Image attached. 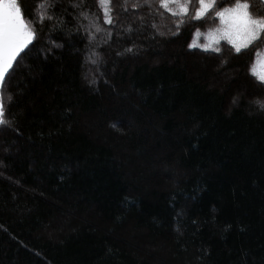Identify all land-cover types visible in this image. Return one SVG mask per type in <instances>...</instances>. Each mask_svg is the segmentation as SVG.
<instances>
[{
	"label": "trees",
	"instance_id": "16d2710c",
	"mask_svg": "<svg viewBox=\"0 0 264 264\" xmlns=\"http://www.w3.org/2000/svg\"><path fill=\"white\" fill-rule=\"evenodd\" d=\"M138 2L108 24L97 0H18L36 36L3 90L0 264H264L258 48H190L197 0L176 35Z\"/></svg>",
	"mask_w": 264,
	"mask_h": 264
},
{
	"label": "snow or ice",
	"instance_id": "6c2138e0",
	"mask_svg": "<svg viewBox=\"0 0 264 264\" xmlns=\"http://www.w3.org/2000/svg\"><path fill=\"white\" fill-rule=\"evenodd\" d=\"M154 0H141V2L133 3V8H140L147 6L152 7ZM159 6L171 13L173 17H178L176 20V35L180 26L185 23L184 17L189 13L188 0H155ZM97 3L104 8V22L108 24H115L116 21L109 13L112 11L110 7H106L111 3V0H97ZM199 7L195 9V15L193 20H199L204 17L209 10L215 11L213 5L215 0H197ZM59 4V0H50L48 7L56 9ZM128 0H123L122 7L124 11H127ZM257 4H264V0H257V3L249 4L248 0H236L231 7H224L219 11H215V15L226 23V27L222 30H217V34L213 35L209 33V39L211 43L218 44L221 39L226 40L232 45V48L237 54L242 52V49H249L250 45L254 42L264 40V11H262ZM171 5V6H170ZM72 8H78L84 6V0H80L79 4L73 3ZM251 7V11H250ZM79 16L85 20L89 19V13L81 11ZM29 17L33 19V23L43 24V14L39 19L32 16L29 13ZM54 14H49L47 19L49 21L54 20ZM62 19V18H61ZM76 19V17H73ZM96 31H100V28L96 25ZM84 31H88L83 25L80 26ZM155 27V25H153ZM197 34H199L197 32ZM91 36V34H89ZM36 33L30 29L24 19V12L18 4V0H0V130L10 127L11 123L7 118L10 115V111L6 110L3 90L7 84L11 81L12 74L16 70L17 58L21 57V53L35 39ZM60 47V45H56ZM189 47H194L190 44ZM208 46H205L207 50ZM129 51L131 49H128ZM219 53L220 48L215 47L213 49ZM257 55H260L257 52ZM22 59V57H21ZM250 71L256 75L255 69ZM258 79L264 83V74L258 75ZM11 96L8 97L9 104L11 102ZM235 103V101H234ZM260 108L264 109V103H260Z\"/></svg>",
	"mask_w": 264,
	"mask_h": 264
},
{
	"label": "rangeland",
	"instance_id": "374dc122",
	"mask_svg": "<svg viewBox=\"0 0 264 264\" xmlns=\"http://www.w3.org/2000/svg\"><path fill=\"white\" fill-rule=\"evenodd\" d=\"M258 5V4H257ZM215 11H219L221 9H218L216 4L213 6ZM215 11L213 10H209L208 13H206L207 16H209L206 20L209 22V23H213L208 29L209 30H212V34L215 35L217 34V30H222L224 29L227 25L226 23L222 22L221 19L219 17H217L215 15ZM250 11H251V8H250ZM226 40L224 39H221L219 41L218 44H214V43H211L210 39H209V33H204V34H201L200 36V42L196 43L193 48H199V46H210L211 49L215 48V47H221L223 46L221 43L224 42ZM263 40L259 41V42H254L253 45H250L249 46V49H244L245 51H250V49L252 48H258V51L260 53V55H255L253 61L254 63H249L248 64V68H247V72L251 74L252 76V79L254 80V83L257 85V86H261L262 89H264V83H262L259 79H258V75L260 74H264V44L261 45L259 47V43L262 42ZM221 44V45H220ZM231 53L232 54H237L235 53V50L232 48L230 49ZM254 68L255 69V72H256V75L253 74L252 71H250V69ZM4 97V95H3ZM260 110H264V109H260Z\"/></svg>",
	"mask_w": 264,
	"mask_h": 264
}]
</instances>
